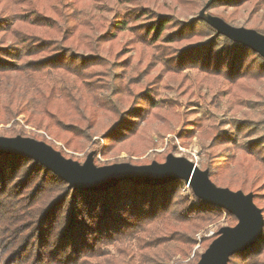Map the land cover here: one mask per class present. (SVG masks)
Returning a JSON list of instances; mask_svg holds the SVG:
<instances>
[{"label":"trees","instance_id":"trees-1","mask_svg":"<svg viewBox=\"0 0 264 264\" xmlns=\"http://www.w3.org/2000/svg\"><path fill=\"white\" fill-rule=\"evenodd\" d=\"M176 1L196 10L208 0ZM125 2L126 11L106 19L83 0H0V125H20L23 117L69 150L98 136L104 155L135 156L146 133L142 122L176 116L178 103L159 98L165 77L186 83L190 71L219 79L214 109L229 96L238 107L249 96L264 104L256 89L264 84V59L257 53L198 17L183 21L137 0ZM247 5L254 15L264 0H215L208 13L222 8L213 16L232 24ZM253 29L264 35V18ZM208 131L212 152L203 167L211 180L253 193L264 216V116L235 120L228 131L212 123ZM177 136L185 138L183 131ZM95 144L94 158L101 149ZM185 186L121 182L104 192L69 189L31 159L0 155V264H197V234L223 218L234 227L237 219L191 189L184 193ZM216 238L217 232L202 240L208 248ZM228 264H264V234Z\"/></svg>","mask_w":264,"mask_h":264},{"label":"rangeland","instance_id":"rangeland-1","mask_svg":"<svg viewBox=\"0 0 264 264\" xmlns=\"http://www.w3.org/2000/svg\"><path fill=\"white\" fill-rule=\"evenodd\" d=\"M123 1L124 2H120V0H83V3L88 6L87 9L90 13L97 14L106 19H112L116 12L126 11V9H128L129 5L125 0ZM137 2L139 5H146L153 9L171 12L178 19L183 21H190L198 17L200 11L203 9L199 8L195 10L190 3H186L185 6H182L179 5L176 0H137ZM222 11V8H215L210 13L212 15H217ZM225 12H227V10ZM251 13L252 6H245L241 10L237 20L230 25L237 28L253 29L259 23L260 19L264 18V9L256 12L254 15H251ZM124 38L125 37H122L119 42L123 41ZM134 53L135 52H133L132 55H134ZM156 72L157 71L154 70L152 73L155 74ZM185 75H187L186 83H183L181 78L178 77L164 78L167 87L163 86L160 89L159 98L171 99L178 103L175 112L176 116L167 123H141L144 129L143 131L146 133L144 134V139L140 143V145H142L139 155L132 156L126 152H119L116 150L107 152V154L104 155L103 141L96 136L98 135L99 129H96V137H93L89 142L84 141L81 144L82 148L79 151H72L67 149L62 142L53 140V138L44 131L25 125L23 117L17 119L20 125H13L14 122L7 125H0V137L22 136L35 140L44 137L47 141H51L54 144L53 148L55 150L61 152L59 150L61 149L67 156V159H72L81 164H83L87 156L94 151V148L98 147L95 143L99 141L101 143V149L98 156L94 158L97 167L120 163H130L134 165L133 162L142 165H149L154 161L163 163L169 154H173L176 157L187 158L201 169L205 170L203 165L208 162V155L212 152L210 149L211 134L208 131L211 124H216L218 127H221V129L228 131L231 129L232 122L235 120L242 118L258 120L260 117L264 116V104H257L259 100L256 96H249L245 97V99L250 102H247L243 107H238L232 96H229L222 100L218 109H214L210 105V101L216 92L215 89L220 87L221 81L216 78H204L196 72L188 71ZM256 89L259 94L264 96V84L256 86ZM196 101L199 104H193ZM21 131L23 132L20 134L19 132ZM181 131H183L185 137L183 140L179 139L177 136ZM248 141L249 140H244L242 143ZM263 182L264 180L261 183ZM216 184L219 187H223L222 184ZM189 189L190 188L186 185L184 193H188ZM243 192L246 194L251 193L248 191ZM228 224V220L223 218L221 221L207 227L204 231L199 232L197 234L199 243L195 247L193 253H198L201 256L207 249L206 247L208 244L207 242L203 243L202 239L204 237L207 239L214 237L216 232L223 227H227ZM112 253L117 252L112 250ZM191 258H193V255Z\"/></svg>","mask_w":264,"mask_h":264},{"label":"water","instance_id":"water-1","mask_svg":"<svg viewBox=\"0 0 264 264\" xmlns=\"http://www.w3.org/2000/svg\"><path fill=\"white\" fill-rule=\"evenodd\" d=\"M214 1L209 0L206 3L198 18L215 29L219 35L251 49L264 59V35L254 29L234 27L208 13ZM0 155L31 159L65 182L69 189L93 193L108 191L121 182L155 187L176 181L184 182L201 202L221 208L237 219L234 227H223L217 232V238L201 254L197 264H228L234 255L254 247L264 234L263 212L255 204L253 193L246 194L217 186L211 180L208 169L203 170L184 157L169 154L163 163H120L97 167L94 152L81 164L67 159L43 141L22 136L0 137Z\"/></svg>","mask_w":264,"mask_h":264}]
</instances>
